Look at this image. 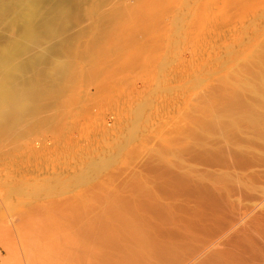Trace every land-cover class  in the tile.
<instances>
[{"label": "rangeland", "instance_id": "1", "mask_svg": "<svg viewBox=\"0 0 264 264\" xmlns=\"http://www.w3.org/2000/svg\"><path fill=\"white\" fill-rule=\"evenodd\" d=\"M139 23L119 58L115 50L101 56L97 72L79 62L74 82L46 111L40 130L26 133L22 148L0 157V166L23 162L31 177L40 174V185L52 177L66 180L64 196L53 198L54 187L40 188V205L58 208L66 218L96 206L100 188L112 186L124 208L144 209L160 222L167 242L181 231L191 234L188 264L220 255L257 263L264 252V136L249 132L253 154L243 159L240 176L248 188L238 191L239 182L229 181L234 190L225 200L179 184L173 167L206 135L199 128H212L211 118L236 96L239 80L260 69L254 60L264 51V0H168ZM115 58L111 65L119 71L101 70ZM250 96L248 90L238 95L244 101ZM93 160L106 163L77 185L73 177ZM4 183L3 191L9 188ZM83 191L93 192L86 202L78 201ZM153 194L165 200L156 206ZM180 219L187 224L179 225ZM43 248L40 242V264ZM5 261L0 251V264Z\"/></svg>", "mask_w": 264, "mask_h": 264}, {"label": "bare ground", "instance_id": "2", "mask_svg": "<svg viewBox=\"0 0 264 264\" xmlns=\"http://www.w3.org/2000/svg\"><path fill=\"white\" fill-rule=\"evenodd\" d=\"M166 1L0 0V157L16 145L22 148L26 133L40 130L46 111L58 105L74 82L81 60L97 72L95 61L101 56L115 50L119 58V50L138 31L139 18ZM116 58L101 70L119 71L111 65ZM254 64L260 69L239 80L236 96L211 118L212 128L200 127L206 135L195 140L189 158L173 167L179 184L215 191L212 195L224 200L228 189L234 190L229 181L239 182L238 191L248 188L240 179L243 159L253 154V136H264V51ZM247 90L251 96L244 101L238 95ZM105 163L91 161L74 181L86 184ZM27 167L23 162L0 166V183L9 187L0 189V251L6 259L1 264H40V242L43 264H188L193 259L189 232L167 242L159 221L144 209L124 208L112 186L100 188L98 204L82 208L76 218L40 205V188L54 187V198L64 196L60 188L68 190L69 184L52 177L40 185V174L31 177ZM92 194L83 191L78 201L86 202ZM152 200L158 206L165 198L153 194ZM177 223L187 224L182 219ZM259 256L254 264H264V252ZM206 264L240 263L220 255Z\"/></svg>", "mask_w": 264, "mask_h": 264}]
</instances>
